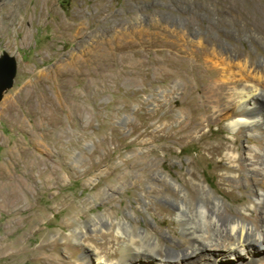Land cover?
Wrapping results in <instances>:
<instances>
[{"label": "rangeland", "instance_id": "1", "mask_svg": "<svg viewBox=\"0 0 264 264\" xmlns=\"http://www.w3.org/2000/svg\"><path fill=\"white\" fill-rule=\"evenodd\" d=\"M198 39L264 65V0H0V55L18 62L0 104V183L17 199L0 242L22 253L10 264H86L84 247L110 260L124 237L112 222L182 249L179 195L158 172L248 203L206 148L253 139L208 120Z\"/></svg>", "mask_w": 264, "mask_h": 264}, {"label": "bare ground", "instance_id": "2", "mask_svg": "<svg viewBox=\"0 0 264 264\" xmlns=\"http://www.w3.org/2000/svg\"><path fill=\"white\" fill-rule=\"evenodd\" d=\"M196 44L204 48L202 57L210 68L203 89L212 110L208 120L226 121L228 129L239 138L253 139L240 146L238 139L213 146L206 142V148L212 160L219 157L229 163L228 168L216 165L230 183L250 189L249 201L231 210L196 174L189 178L182 175L180 184L158 172L179 195L173 202V215L184 236L183 248H164L153 232H139L126 223L112 222L116 234L124 236L117 239L118 253L108 260L84 247L86 264H93V258L95 264H264V65L246 56L222 54L214 47L207 49L200 39ZM1 179L0 209L12 213L17 200L15 190L6 177ZM10 219L8 228H12ZM124 228L131 234L125 235ZM165 234L171 237L169 232ZM173 243L179 244L177 240ZM21 254L9 237L0 242V256L9 259L8 264Z\"/></svg>", "mask_w": 264, "mask_h": 264}, {"label": "water", "instance_id": "3", "mask_svg": "<svg viewBox=\"0 0 264 264\" xmlns=\"http://www.w3.org/2000/svg\"><path fill=\"white\" fill-rule=\"evenodd\" d=\"M17 68L18 62L14 56L7 53L0 55V104L6 91L14 85Z\"/></svg>", "mask_w": 264, "mask_h": 264}]
</instances>
